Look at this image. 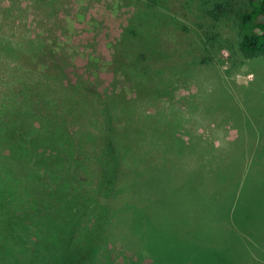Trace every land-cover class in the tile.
Listing matches in <instances>:
<instances>
[{
	"label": "rangeland",
	"instance_id": "rangeland-1",
	"mask_svg": "<svg viewBox=\"0 0 264 264\" xmlns=\"http://www.w3.org/2000/svg\"><path fill=\"white\" fill-rule=\"evenodd\" d=\"M168 1L156 0V5L163 8ZM215 3L229 4L232 10L239 6V0H171L170 13L166 14L174 25L170 19L159 20L156 13L150 21L148 17L142 19L146 22L135 19L134 35L133 30L125 29L141 11L140 0H0V103L4 93L14 95L20 82L29 83L48 69L53 68L54 72L56 67L63 68L71 79L80 77L87 89L101 96L110 109V117L125 115L117 118L114 127L127 129V140L139 137L141 131L151 132L155 128L153 115L160 112L170 113L171 121L177 122L176 139L183 144L188 141L187 148L193 145L187 149L189 152L185 145L176 151L173 146H148L141 140L131 152L129 148L124 151L121 145L124 152L117 161L115 157L114 168L118 197H111L110 193L106 197L117 198L112 200L114 210L110 215L115 219L107 224L110 237L101 239L95 264H127L135 253V264H215L213 260L192 256L190 250L183 251L168 229H154L152 223L143 219L136 203L138 199L147 202L169 187L173 190L191 173H201L194 182L200 192L213 198V208H219L231 197L234 202L233 191L244 179L234 204L233 221L240 228V220H245L246 229L223 227L225 234L233 229L231 246L225 252L229 256L226 264H264V55L243 58L236 52L231 15H219L217 22L209 19ZM200 24L229 43L233 41L230 48L234 52L219 46L202 51L203 40L197 30ZM137 37L141 41H136ZM135 42L139 45L129 57L128 46ZM202 57H207L206 63L198 62ZM147 77L154 82L163 80L156 86V95L145 93L140 99L135 95V103H127L132 111L119 110L115 103L121 107L122 102L133 97L132 87L138 80H143L147 88ZM89 98L93 107L85 114L94 121L96 100L92 95ZM58 113L62 119H57L59 122H65L71 130L78 127L67 112ZM78 119L75 116V121ZM91 126L94 132L99 130L98 125ZM158 132L150 133L152 140ZM96 148L82 152L76 149L75 157H84L83 165L70 166L66 175L63 171L65 177L71 176L73 184L83 181L86 172V185L95 187L100 156ZM166 153L175 157L166 159ZM13 163L17 167V161ZM28 166L38 173L42 171L31 163ZM244 173L248 175L243 176ZM44 180V186L52 191L51 195L46 193V199H57L65 191L49 174ZM40 181L34 183L33 189L40 187ZM27 196L32 202L37 194ZM106 198L98 195L95 201L98 204ZM179 199L188 200L183 195ZM191 209L200 221L196 208ZM188 210L181 214L192 220L193 214ZM196 225L197 222L193 228Z\"/></svg>",
	"mask_w": 264,
	"mask_h": 264
},
{
	"label": "trees",
	"instance_id": "trees-1",
	"mask_svg": "<svg viewBox=\"0 0 264 264\" xmlns=\"http://www.w3.org/2000/svg\"><path fill=\"white\" fill-rule=\"evenodd\" d=\"M158 1L165 2V0ZM170 1L162 8L159 3L156 5V0H140L141 11L139 10L131 18L129 27L125 30H133L135 35L133 24L138 18L146 22L158 14L159 20H169L170 17L166 13H170ZM238 4L235 10H232L229 4H212L209 19L217 22L220 19L219 15L226 17L227 14L231 15L236 30L234 35L236 52L243 58L263 56L264 0H239ZM157 7L161 8L162 13L157 12L159 10ZM216 8L219 10L216 11ZM212 12L216 14L210 16ZM146 17L147 20H142ZM170 20L171 25H174L172 18ZM197 30L203 40L201 50L205 53L215 46L234 52L230 48L233 41L229 43V40L205 30L201 24L197 25ZM136 41L141 39L138 38ZM138 45L135 42V45L128 46L129 57L135 54V46ZM20 56L22 59L25 58ZM207 60V57H202L198 62L202 64ZM25 61L29 64L27 58ZM187 64H184L186 68H188ZM52 70H46L32 82H20L19 89L16 88V91L12 92L14 95L9 96L4 93L0 103V264H95L101 239H104L103 236L110 237L107 224L111 219H115L110 216L114 210L111 208L112 200L117 199L111 197H116L120 190L114 172V168L117 167L115 157L117 161L125 148H129V152L133 151L140 140L146 141L148 146L151 143H158V146L165 148L173 146L176 151H180L183 145L186 150L193 147L189 144L187 148L188 141L183 144L176 139L174 125L177 122L171 121L168 117L170 113L165 115L155 112L156 115H153L155 128L151 132L159 131L155 140L151 139L150 131L147 133L141 131L139 137L127 140V129L114 127L117 118L119 120L125 115L117 113L110 117L108 105L97 92L87 89L80 77H75L76 79L73 80L63 68L56 67L54 72ZM187 71L188 69L185 71L186 74ZM147 81H145L147 88H144L143 80H138L132 87L133 97L122 102L121 107L115 103L117 108L122 112L132 111L127 103L134 104L135 95L139 99L145 93H149L150 97L156 95L158 92L156 86L163 80L154 82L147 77ZM89 95L96 100L94 121L88 120V114H85L86 110L89 111L93 107ZM62 111L67 112L71 120L74 119L71 121L72 124L78 122L77 128L71 130L65 122L57 120H62L58 115V112ZM94 115L98 116V119ZM75 116L79 118L78 121H75ZM84 117L85 121H83ZM91 125H98L99 130L94 132ZM95 146L97 147L95 151L99 150L100 154L99 176L95 187L86 185L89 181V173L86 172L83 181L73 184L71 176L65 177V175L69 172L70 166L83 165L84 160L81 153L77 155L82 159H76V149L82 152ZM2 150L6 153L2 154ZM9 156L11 162L7 163ZM167 157L175 156L166 153L165 158ZM13 160L17 161V167ZM133 161L136 163L138 159ZM29 163L40 167L41 173L29 168ZM47 174L53 182L56 181L65 187V191L58 195L57 199L45 198L46 193L52 194L51 189L44 186ZM191 174H187L188 177H184L173 190L169 187L167 191L150 197L147 202L138 199L137 206L143 219L149 224L152 223L154 229H168L169 234L178 241L177 246L183 251L190 250L192 256L213 260L215 264H226L229 256L225 252L231 246L233 229L229 228L225 234L223 227L237 226L233 221V209L238 192L240 193L243 188L244 179L239 183L238 190L233 191L232 196H236L234 202L231 197L226 202H222L219 208L214 206L218 208L214 209L213 198L200 192L194 182V177L198 173ZM246 174L248 175L244 173L243 176ZM198 176H201V173ZM38 180H41L40 187L33 189L34 183H38ZM155 180L160 181V179ZM184 188H187L186 192L182 191ZM34 192L37 196L31 202L27 194L33 193L34 196ZM109 193L111 197L108 198L111 199L106 198ZM98 195L106 198L98 203L99 205L95 201ZM179 195L185 196L189 201L180 200ZM106 204L109 206L107 207ZM191 207H195L197 214H200V221H197V216L192 213ZM119 208L120 206L115 207V209ZM188 208L193 214L192 220L181 214L182 210L185 214L188 213ZM196 222L197 225L193 228ZM244 223L245 220H240L239 225L244 226ZM243 226L240 228L237 226L236 229H246V226ZM207 254H211V257H203L208 256ZM135 261L136 253L129 258L127 264H135Z\"/></svg>",
	"mask_w": 264,
	"mask_h": 264
},
{
	"label": "clouds",
	"instance_id": "clouds-1",
	"mask_svg": "<svg viewBox=\"0 0 264 264\" xmlns=\"http://www.w3.org/2000/svg\"><path fill=\"white\" fill-rule=\"evenodd\" d=\"M248 79H252V76H249Z\"/></svg>",
	"mask_w": 264,
	"mask_h": 264
}]
</instances>
